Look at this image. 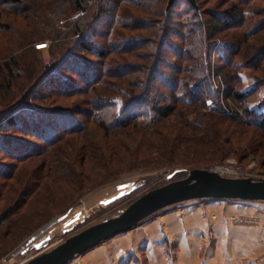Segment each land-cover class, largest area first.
<instances>
[{"label": "trees", "instance_id": "1", "mask_svg": "<svg viewBox=\"0 0 264 264\" xmlns=\"http://www.w3.org/2000/svg\"><path fill=\"white\" fill-rule=\"evenodd\" d=\"M158 1L162 8L149 14L159 15L160 19L123 15L129 8H149L145 1L104 0L90 9L95 0H52L32 6L27 13L24 12L26 0H0V8L9 15L27 13L26 34L13 32L11 45L7 47L10 52H0L3 54L0 55V156L13 161L7 164L0 160V182H4L0 186V207L9 206L0 213V235L8 236L12 232L10 224L20 226L29 214L37 216L56 207L58 197L51 192V176L55 180L73 177L76 159L63 158V163L58 159L55 166L39 156L46 159L50 151H62L68 137H78L74 141L80 159L78 166L86 165L90 158L100 160L99 165L112 170V176H107L119 179L138 166H128L123 171L117 170L118 166L131 164L137 157L126 158V152L121 151H127L128 144L123 142L118 147L110 143L112 138L122 130L132 129L143 136L160 134L167 139L164 125L182 106L198 112L199 108H209L211 116L217 115L220 122L248 124L264 133V95L258 96L259 105L252 106L247 101L246 107L245 98H256V89L239 91L227 84L237 79V67L263 69L264 35L259 32L264 30V13L261 10L254 13L263 14L255 27L245 32L242 28L250 22L248 6L264 0H227L230 4L226 8L212 5L213 0H197L195 4L191 0ZM99 23L104 31L94 28ZM118 28L151 31L156 36L149 39L139 33L141 36L122 37ZM93 37L103 40L100 48L94 46ZM45 40L49 41L47 61L37 48ZM151 44L155 47L149 48ZM83 54L94 58L88 59ZM239 57L242 60L237 63ZM39 88L41 91H37ZM229 99L241 103L244 119L232 112ZM64 100L69 104H64ZM42 103L49 107L41 106ZM181 116L182 122L178 120L176 126L179 138L165 147L162 145L163 148L159 144L154 146L158 148L156 152L178 151L176 147L182 143L206 147L208 142L223 148L220 132L210 135L211 132L204 131L211 126L209 120L194 124ZM99 135L106 137L105 142L111 146L107 155L103 141H98ZM148 141L151 144L152 140ZM143 142L136 144L145 147L143 155L149 160L151 156L146 141ZM175 158L168 157L158 164L187 166L196 162L191 158L190 161ZM14 169H18L19 175ZM25 169L28 175L23 176ZM80 171L84 173V168ZM15 178L21 187L19 198L11 204L2 189ZM147 184L139 185V191ZM122 198L125 197L116 202ZM71 210L69 207L43 224L42 220L30 222L32 228L40 226L33 234L49 224L53 227L59 217L69 215ZM23 212L24 216L19 218Z\"/></svg>", "mask_w": 264, "mask_h": 264}, {"label": "rangeland", "instance_id": "2", "mask_svg": "<svg viewBox=\"0 0 264 264\" xmlns=\"http://www.w3.org/2000/svg\"><path fill=\"white\" fill-rule=\"evenodd\" d=\"M26 5L24 9H26L24 12L28 13V10L32 8V6H40L42 4H46L52 0H26ZM104 0H95L94 3L91 4V8H96L99 5L103 3ZM134 1H145L149 4V8H145L144 6H140L143 10H136L129 8L127 13H123L124 16H138V17H147L148 15L155 18L160 19L159 15L153 16L149 13L155 12L156 10L162 8L161 2L158 0H133ZM234 1V0H231ZM197 3V0H195ZM213 4H219L221 5V8H226L230 2L227 0H213ZM23 7V6H21ZM40 7H35V9H38ZM250 10L249 19L250 22L245 24L242 28V32H245L249 30L252 26L255 27L256 23L263 19L262 15L254 14L257 12L264 13V3H253L251 6H248ZM8 10V9H6ZM261 10V11H259ZM22 13H16V15H9L7 11L0 8V35H5L7 38H4L0 36V52L3 54H8L10 52V49L7 48L11 45L12 35L13 32L16 34L25 33L26 30L24 29V26L26 25L24 21L26 19V14ZM90 17V16H89ZM105 19V18H103ZM109 19V18H107ZM126 20V19H123ZM102 21V20H101ZM146 21V20H145ZM125 22V21H123ZM8 23V24H5ZM14 24L15 27H12L11 25ZM94 26V28L101 29L104 31V28L102 26ZM252 27V28H253ZM251 28V29H252ZM157 29V28H156ZM118 30L121 32L122 37L125 36H138L139 33H143L147 38H152L153 36H156L155 33H151V31H142V32H136L132 30H128L125 28H118ZM90 31L88 32L89 35ZM236 33V32H235ZM259 33L264 35V30L260 31ZM238 35V34H236ZM141 36V35H140ZM230 36V34H229ZM10 41V42H9ZM92 41L94 43V46L97 48H100V44L103 43V40L97 37H93ZM44 43L37 44V48H40L42 50V57L44 61L50 60V55L48 51V40L43 41ZM42 45V46H40ZM155 47V45L151 44L149 48ZM221 48V46H220ZM0 54V55H3ZM83 56L87 57L88 59H93V56H90L88 54ZM242 58L239 57L237 59V63H240ZM264 63H263V69H255L252 66H241L240 68H236L237 72V79L231 80L230 83L233 87H235L239 91H244L245 89L249 90V92L255 90L256 98L255 96L246 97L245 98V106L247 107V101L252 106H256L260 104L261 99L258 98L259 95H264ZM37 91H41L39 88ZM119 97V96H118ZM264 97V96H263ZM251 99V100H250ZM70 101L73 102V99ZM69 101V102H70ZM230 104V108L234 114H238L243 119L246 117V114L244 113L243 106H241V103L238 101H235L233 99H229L227 101ZM68 103L64 100V104ZM36 104V103H35ZM44 107H49L45 103H42ZM69 104V103H68ZM185 118V120H188L190 122H194V124L198 121H206L209 120V123L211 126L204 131L211 132L210 135H213L214 132H220L222 134L221 136V142L223 145V148H217L214 147L213 144L206 142V147H198L196 145H188L185 143H182L177 148L178 151H172L169 153H158L156 150L158 149L157 146L165 145L170 142L172 143L173 140H177L179 138V130L176 129L178 120L182 122V116ZM225 120V119H224ZM199 121V123L201 122ZM166 128V135L168 136L167 139H164V135L155 134L152 137L149 136H143L141 133L136 132L132 129L122 130L118 132L119 134L112 138L111 144H115L119 147L120 143H127L128 144V150H123L121 152H126L127 155L126 158L133 157L136 155L137 160L131 161V164H124L119 165L117 170H124L128 166H138L135 167V169L131 171H127L124 174L121 175L119 179H113L112 176V170L108 169V166L102 167L100 164V160L95 159H87L86 165L81 166L80 159H78V156L76 155L77 152L76 144L74 141H77L76 137H68L67 141H64L62 145V151L59 152V150H55L56 152L50 151L49 155L45 159L43 155L36 157L41 159H44L47 164H54L56 166V161L59 159L63 163V158L68 160L71 158L76 159V162L74 163L75 167V174L73 177H66L62 178L60 180H55L53 176H51V187H52V193L55 195V197H58L56 202V207L47 209V211H43L42 214H39L36 216L32 214L28 216V219L23 221V224H10V228L12 229V232L8 236L0 235V264H24L27 259L32 257L35 254L40 253L39 249H30L27 253L19 252L18 254H14L13 250L16 249L23 241L26 240L27 237H29L31 234H33L38 227H30V222H41L43 224L44 221H50L57 217L59 214L65 212L69 207H72L71 212L69 213V216L62 220L61 222L56 223L47 233L51 235V240L49 241L48 246L46 249L43 250H50L51 248L55 247L56 245L62 243L64 240H66L68 237L82 231L83 229L94 225L96 223H99L105 219L111 218L113 216H116L119 214L122 210H124L132 201H134L136 198L141 196L142 194L146 193L147 191L154 189L156 187H159L161 185H164L168 182L179 180L187 177L189 175V170L194 168H206V169H212V170H219L220 174L227 177H251L253 179H264V133L257 128L248 125V124H240L233 121H224L220 122L217 115L212 114L209 108H199L198 111H194L189 106H182L179 108L177 115H174L167 124L164 125ZM34 140L32 138H27ZM70 139V140H69ZM144 140V142H143ZM148 140H152L151 144H149ZM228 140V141H227ZM98 141H103L104 145V151L107 154H109V148L106 141V137L99 135ZM142 141L147 145V153L151 156V159H146L143 155V149L144 146L140 148L136 142ZM110 144V145H111ZM162 146V148H163ZM153 147V148H151ZM185 155H183V153ZM188 155H187V154ZM175 156H178L179 159L182 158H188V160L195 159L196 162H190L187 164V166L184 165H176V166H167V164H158L159 162H165L167 161L166 158L170 157L171 159H176ZM144 157V158H143ZM0 160L2 162L4 161L7 164H12L13 161L10 158H3L0 156ZM48 160V161H47ZM177 160V159H176ZM78 161V162H77ZM190 161V160H189ZM99 163V164H98ZM97 164V165H96ZM28 167L27 164H24ZM78 166V168H77ZM97 166V167H96ZM96 167V169H94ZM111 167H115V165H111ZM80 168H84V173L80 171ZM174 168H177L179 170H174ZM181 168H184L185 171L180 170ZM28 169V168H27ZM25 169L24 173H22L23 176L28 175V170ZM15 172H17L18 169H14ZM121 171V172H122ZM177 171V172H176ZM172 173V176H169ZM19 175V172H17ZM79 175L81 177L78 178ZM111 175V176H107ZM150 180V181H149ZM8 182V181H7ZM130 182H134L137 188L134 189V186H129ZM149 182V184H147ZM3 181L0 182V186L3 185ZM10 185L4 189H2V192L4 193V197H7L10 199L11 204L16 199L19 198V192H20V182L17 181V178L12 179L8 182ZM147 184L145 188L141 191H139L138 187L141 184ZM122 187V189H121ZM77 188H80V190H77ZM139 191V192H138ZM1 192V193H2ZM114 193V198L123 194L122 196L125 198H122V200L116 202L120 197L116 198L114 201L109 202H103L102 198H105L111 194ZM121 196V197H122ZM200 200H190L185 201L182 203L177 204L176 206L168 207L165 209H161L155 216L162 215V219L164 220L165 217L163 214L177 212V211H185L187 207H200L199 202ZM116 202V203H114ZM114 203V204H111ZM190 205V206H189ZM63 206V208H62ZM9 206L7 205L6 208ZM61 209L58 211V208ZM6 208L0 207V213L4 211ZM31 208V207H30ZM28 208V209H30ZM27 209V210H28ZM56 210V211H55ZM18 211V210H17ZM53 212V213H51ZM23 212L19 215V218L21 216H24ZM77 219L74 220L71 224H67V221L69 219H72L73 217H76ZM155 216H152L145 220L144 222H148L151 219H153ZM17 218V217H16ZM234 220V219H233ZM162 221V220H161ZM236 219L234 220V222ZM142 226V225H141ZM72 228V229H71ZM5 228L2 227L3 231ZM67 229V231H66ZM68 229H71L68 230ZM138 229V227L136 228ZM135 229V230H136ZM134 230V231H135ZM66 231V232H65ZM147 231V230H146ZM122 234V233H121ZM116 234L115 236L111 237L110 239H107L106 241H103L98 246H96L93 249H89L86 253L83 255L76 256L70 263L67 264H119L117 253L115 251L116 245L113 244V241L117 239L116 237L121 235ZM142 235L143 232H140V239L139 242H142ZM171 238H170V236ZM167 234L166 241L168 242V245L165 247L164 252L162 253V250L158 251V254H155L156 252H152V250L146 249V245L142 244L135 247L131 252H128L125 255V258L122 260V263L125 264H180L179 262V246L178 244V238L171 235V233ZM41 237V238H42ZM170 239V240H169ZM38 241V239L36 240ZM198 241V240H197ZM205 243L208 245V249L206 253L201 251L199 253V257H206L209 255L210 252L214 253V256H220V248L222 244L216 239L212 241L211 236L208 239H203ZM199 242V241H198ZM211 243V246H210ZM143 246L145 247V250H143ZM160 248V247H159ZM206 248V246H205ZM106 250V251H105ZM41 251V250H40ZM105 251V252H104ZM107 253V254H106ZM148 254V256H147ZM133 258H132V257ZM158 256V258H157ZM130 257V258H129ZM233 258V257H231ZM159 259V262L157 261ZM193 260V256H189V263ZM211 263V262H210ZM209 262L207 264H210ZM215 264V263H212ZM219 264V263H218ZM232 264H240V263H232ZM241 264H245V261L241 262Z\"/></svg>", "mask_w": 264, "mask_h": 264}, {"label": "crops", "instance_id": "3", "mask_svg": "<svg viewBox=\"0 0 264 264\" xmlns=\"http://www.w3.org/2000/svg\"><path fill=\"white\" fill-rule=\"evenodd\" d=\"M197 202L200 207L191 206L183 212L163 214L167 215L164 220L162 215H157L138 225V229L134 227L120 233L113 241L119 264L128 252L142 244L146 245L147 252L152 250L158 254L162 250L163 253L169 233L178 238L180 264H241L243 261L245 264H264V201L210 198ZM140 232H143L142 242H139ZM210 236L212 241L216 239L222 244L220 256L210 252L206 257H199L203 249L204 253L208 249L202 240ZM189 256H193L190 263Z\"/></svg>", "mask_w": 264, "mask_h": 264}, {"label": "water", "instance_id": "4", "mask_svg": "<svg viewBox=\"0 0 264 264\" xmlns=\"http://www.w3.org/2000/svg\"><path fill=\"white\" fill-rule=\"evenodd\" d=\"M191 1L195 4V0ZM169 176H172V173ZM134 185V182L129 183V186ZM137 186H134V189ZM210 198L264 201V179L227 177L220 174L218 170L194 168L189 170L187 177L168 182L142 194L116 216L83 229L50 250H43L46 249L52 237L47 233L41 239L38 238L51 229L52 224H49L25 240L14 254L27 253L35 248L39 249L40 253L27 259L24 264H67L76 256L116 234L137 227L143 220L161 209L185 201ZM68 216L63 215L56 221L61 222ZM76 219L77 216L69 219L67 224H71ZM71 229L68 230L71 231Z\"/></svg>", "mask_w": 264, "mask_h": 264}, {"label": "bare ground", "instance_id": "5", "mask_svg": "<svg viewBox=\"0 0 264 264\" xmlns=\"http://www.w3.org/2000/svg\"><path fill=\"white\" fill-rule=\"evenodd\" d=\"M113 196H114V193L109 195V196H107V197H105V198H102L103 199L102 201L103 202H109L112 198H114Z\"/></svg>", "mask_w": 264, "mask_h": 264}, {"label": "built area", "instance_id": "6", "mask_svg": "<svg viewBox=\"0 0 264 264\" xmlns=\"http://www.w3.org/2000/svg\"><path fill=\"white\" fill-rule=\"evenodd\" d=\"M40 46H42V45H40ZM217 170V169H216ZM219 171V170H218Z\"/></svg>", "mask_w": 264, "mask_h": 264}]
</instances>
